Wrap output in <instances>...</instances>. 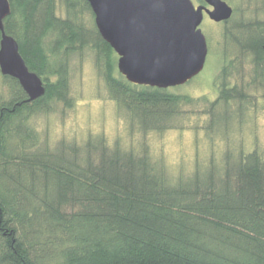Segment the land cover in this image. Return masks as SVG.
<instances>
[{"label":"trees","instance_id":"trees-1","mask_svg":"<svg viewBox=\"0 0 264 264\" xmlns=\"http://www.w3.org/2000/svg\"><path fill=\"white\" fill-rule=\"evenodd\" d=\"M9 1L4 29L45 93L28 101L17 79L2 75L9 96L0 97V264H264V160L257 151L171 184L146 146L123 149L99 137L83 146H39L27 120L47 112L48 102L73 105L69 57L84 48L95 53L110 98L144 133L166 128L192 98L130 83L114 70L111 46L95 24L87 29L80 20L90 10L86 0H61L65 18L56 15V0ZM237 29L226 37L253 56L261 80L264 21ZM225 72L219 99L206 110L212 118L219 100L246 98Z\"/></svg>","mask_w":264,"mask_h":264},{"label":"rangeland","instance_id":"rangeland-1","mask_svg":"<svg viewBox=\"0 0 264 264\" xmlns=\"http://www.w3.org/2000/svg\"><path fill=\"white\" fill-rule=\"evenodd\" d=\"M191 1L195 6L205 5L202 0ZM224 1L233 9L228 22L216 23L204 14L199 25L207 42L202 70L182 86L166 88L172 94L192 98L190 103L180 104V114L169 119L166 128L142 132L137 119L110 98L96 68L95 53L84 48L69 57L68 83L73 105L48 102L47 112H38L27 120L38 135L39 146L53 149L60 140L83 146L93 137L123 149L140 150L146 146L151 160L163 167L171 184L179 177L206 173L211 166L224 170L227 161L235 162L240 153L257 151L264 160V77L260 80L254 74L253 56L239 52L232 38L226 37L227 30H238L242 23L264 21V0ZM55 13L66 17L63 1L56 0ZM80 20L91 29V9L84 10ZM44 41L48 48L51 38ZM117 58L114 52V70ZM223 67L229 75V87L241 89L246 98L234 97L228 103L219 100L212 118L206 110L209 103L219 99ZM8 96L0 73V97Z\"/></svg>","mask_w":264,"mask_h":264},{"label":"water","instance_id":"water-1","mask_svg":"<svg viewBox=\"0 0 264 264\" xmlns=\"http://www.w3.org/2000/svg\"><path fill=\"white\" fill-rule=\"evenodd\" d=\"M86 1L101 38L118 55V72L130 83L158 88L183 84L202 70L207 54L199 27L203 14L222 22L233 12L224 0H202L211 8L191 0ZM10 13V1L0 0V73L17 79L33 101L44 95L45 83L5 31L3 21Z\"/></svg>","mask_w":264,"mask_h":264},{"label":"flooded vegetation","instance_id":"flooded-vegetation-1","mask_svg":"<svg viewBox=\"0 0 264 264\" xmlns=\"http://www.w3.org/2000/svg\"><path fill=\"white\" fill-rule=\"evenodd\" d=\"M204 2V1H203ZM205 3V2H204ZM202 5V4H201ZM204 6H206V7H209V8H211L208 4H206L205 3V5ZM204 14H206V13H204ZM204 14H203V16H204ZM207 15V14H206ZM226 22H228V20H226V21H222V22H216V23H226ZM264 45V44H263ZM263 45H262V48H263ZM264 51V50H263ZM261 76H263L264 77V67H263V69H262V72H261ZM187 82V81H186ZM185 82V83H186ZM185 83H183V84H185ZM183 84H180V85H176V86H172V87H169V88H174V87H179V86H182Z\"/></svg>","mask_w":264,"mask_h":264}]
</instances>
